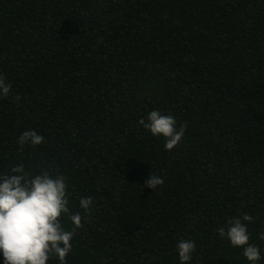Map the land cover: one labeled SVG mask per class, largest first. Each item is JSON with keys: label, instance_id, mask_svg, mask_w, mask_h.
Instances as JSON below:
<instances>
[{"label": "trees", "instance_id": "trees-1", "mask_svg": "<svg viewBox=\"0 0 264 264\" xmlns=\"http://www.w3.org/2000/svg\"><path fill=\"white\" fill-rule=\"evenodd\" d=\"M0 75V173L66 177L67 264H181V240L186 264H250L217 232L245 213L264 264V0H0ZM152 110L186 125L171 151Z\"/></svg>", "mask_w": 264, "mask_h": 264}, {"label": "clouds", "instance_id": "clouds-1", "mask_svg": "<svg viewBox=\"0 0 264 264\" xmlns=\"http://www.w3.org/2000/svg\"><path fill=\"white\" fill-rule=\"evenodd\" d=\"M12 85L0 75V95L7 97ZM19 100V96L14 97ZM156 137H163L164 147L171 151L179 144L185 134L186 125L176 127L172 115L161 114L152 110L147 122L141 118L138 122ZM44 137L35 130L24 131L18 138L19 151L25 144L39 145ZM164 179L152 173L145 182L148 188L156 189L163 185ZM93 201L91 197L81 198L80 206L85 213H90ZM66 177H53L45 169L40 174L32 175L25 171L23 164L14 166L9 173H0V252L4 264H48L50 259H57L59 264H67L66 257L72 250V239L77 229L83 227L80 213L72 214L68 207ZM67 216L74 227L67 230L62 224V217ZM253 217L243 214L227 221V228L219 227L221 239L227 238L232 247L243 248V255L250 264H257L261 259L260 249L250 244L247 224ZM258 238L264 240V231ZM196 245L191 240H181L178 254L181 264L192 259Z\"/></svg>", "mask_w": 264, "mask_h": 264}]
</instances>
